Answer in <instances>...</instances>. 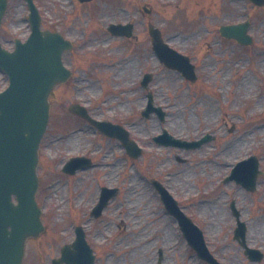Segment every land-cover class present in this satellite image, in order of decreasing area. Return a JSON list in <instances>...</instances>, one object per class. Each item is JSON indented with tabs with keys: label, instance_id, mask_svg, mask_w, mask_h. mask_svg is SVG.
<instances>
[{
	"label": "rangeland",
	"instance_id": "obj_1",
	"mask_svg": "<svg viewBox=\"0 0 264 264\" xmlns=\"http://www.w3.org/2000/svg\"><path fill=\"white\" fill-rule=\"evenodd\" d=\"M162 2L165 0H94L84 4L76 0L72 4L68 0L39 1L49 18L65 16L57 26L63 34L70 38L85 34L88 41L81 49L76 47L63 55L75 73L66 84L57 85L49 98L50 120L40 148L37 193L46 211L42 217L46 227L43 235L26 243L23 264H49L58 254V245L73 236L71 222L84 225L96 254L95 264H206L186 244L176 221L153 193L150 178L164 179L168 174L171 191L183 201L188 199L185 210L203 229L216 257L224 264H264V257L248 260L233 238L228 207L230 201H236L241 218L247 222L248 244L264 252V176L246 198L232 184L213 195L195 193L201 180L210 178L205 186L209 189L226 169L214 164L206 169L208 178L203 165H196L205 153L182 154L188 162H176L171 152L177 149L156 147L150 139L163 128L177 136L194 135L198 126L202 130L210 124L200 122L197 116L211 105V111L225 112L226 127L236 126L223 142L226 129L219 131L216 142H221V147L213 155L221 163L226 160L225 153L231 149L226 147L235 138L236 142L243 141V148L236 154L232 149L230 157L244 155L251 145L264 170V115L258 114L264 105V5L250 6L245 0H174L169 6ZM142 4L151 6L153 13L134 16L130 40L107 31V21L132 15L121 12L120 7L136 13ZM8 5L0 31L7 45L12 34L21 30L19 14L24 9L22 0H8ZM245 5L251 13L247 31L252 37L250 45L223 38L218 28L243 18ZM57 8L63 12L54 13ZM148 21L161 28L163 39L171 46L192 50L198 73L194 83L182 82L180 74L159 63L146 30ZM145 72L153 73L149 88L155 103L167 108L163 121L154 115L143 117L137 111L146 103L147 89L134 85V81ZM5 84L0 72V88ZM100 85L105 94L98 100ZM76 101L93 104L88 109L95 118L124 117L125 127L143 148L142 155L129 159L118 140L97 136V129L68 111V105ZM129 110L134 111L131 117H127ZM76 128L81 131L69 132ZM83 149L91 150L88 156H94L101 167L68 177L67 186L56 164L67 154ZM101 183L118 186L119 191L101 216L94 218L90 206ZM46 184L51 187H44Z\"/></svg>",
	"mask_w": 264,
	"mask_h": 264
},
{
	"label": "water",
	"instance_id": "obj_2",
	"mask_svg": "<svg viewBox=\"0 0 264 264\" xmlns=\"http://www.w3.org/2000/svg\"><path fill=\"white\" fill-rule=\"evenodd\" d=\"M236 36H237V35H236ZM237 38H238L239 41H242V42H246V41H247L246 39H244L243 37H240V36H237ZM156 41H159V40H158V36L156 37ZM45 98H46V96H45ZM44 107H45V106H44ZM44 107H43V109H45ZM23 238H24V237H23ZM23 240H24V239H22L21 247H23Z\"/></svg>",
	"mask_w": 264,
	"mask_h": 264
}]
</instances>
